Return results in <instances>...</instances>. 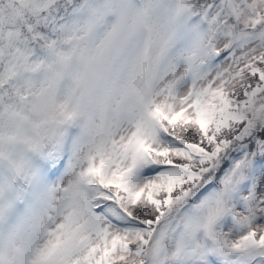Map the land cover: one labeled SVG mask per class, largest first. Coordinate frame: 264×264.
Segmentation results:
<instances>
[{"label":"snow or ice","instance_id":"6c2138e0","mask_svg":"<svg viewBox=\"0 0 264 264\" xmlns=\"http://www.w3.org/2000/svg\"><path fill=\"white\" fill-rule=\"evenodd\" d=\"M0 264H264V0H0Z\"/></svg>","mask_w":264,"mask_h":264}]
</instances>
